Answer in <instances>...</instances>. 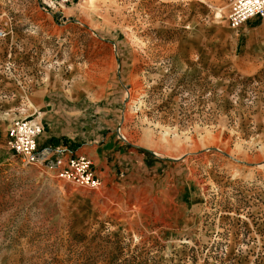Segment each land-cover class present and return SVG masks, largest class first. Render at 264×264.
I'll use <instances>...</instances> for the list:
<instances>
[{
  "label": "rangeland",
  "instance_id": "1",
  "mask_svg": "<svg viewBox=\"0 0 264 264\" xmlns=\"http://www.w3.org/2000/svg\"><path fill=\"white\" fill-rule=\"evenodd\" d=\"M232 1L0 0V264H264V24ZM48 91L124 143L109 185L8 146Z\"/></svg>",
  "mask_w": 264,
  "mask_h": 264
},
{
  "label": "built area",
  "instance_id": "2",
  "mask_svg": "<svg viewBox=\"0 0 264 264\" xmlns=\"http://www.w3.org/2000/svg\"><path fill=\"white\" fill-rule=\"evenodd\" d=\"M63 7L71 0H53ZM254 19L264 23V0H233L228 20L232 29L238 31ZM9 34L0 28V40ZM44 132L41 115L35 113L23 119L14 120L7 132L8 146L25 165L39 166L54 176L81 188L99 190L102 180L96 175L93 161L85 155H73L60 148L39 149L38 140Z\"/></svg>",
  "mask_w": 264,
  "mask_h": 264
},
{
  "label": "crops",
  "instance_id": "3",
  "mask_svg": "<svg viewBox=\"0 0 264 264\" xmlns=\"http://www.w3.org/2000/svg\"><path fill=\"white\" fill-rule=\"evenodd\" d=\"M252 22L263 23L259 19H254L249 23ZM39 97L40 96H38V98ZM41 98L39 100L36 99L37 107H35L34 112L31 114L39 113L45 125V130L38 140L39 149L62 147L65 148V150H69L73 155H85L93 161L96 175L102 180L103 184L109 185L113 182L106 180L112 179L110 174L112 173V168L114 166L116 167V160L128 154L126 153L127 148H125L124 143L117 142V140L112 139V137H107L106 141L102 144L98 141H92L88 144L82 143L84 141L83 138H86L87 135H80L75 130L79 118L76 117L78 109L75 105L73 103L64 105L63 101L60 100L61 102H59L56 93H51L49 91L43 94ZM61 106H66V109L61 108ZM62 111H64L65 114H63ZM44 115L47 116L46 119H44ZM112 158H115V160L112 161Z\"/></svg>",
  "mask_w": 264,
  "mask_h": 264
}]
</instances>
